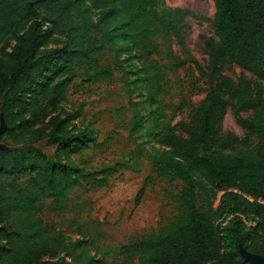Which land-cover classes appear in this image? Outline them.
Segmentation results:
<instances>
[{
	"label": "trees",
	"instance_id": "obj_1",
	"mask_svg": "<svg viewBox=\"0 0 264 264\" xmlns=\"http://www.w3.org/2000/svg\"><path fill=\"white\" fill-rule=\"evenodd\" d=\"M212 2L207 16L165 0H0V140L9 145L0 147V264H105L106 247L87 240L80 225L75 238L49 226L39 204L50 199L60 212L75 186H106L112 174L139 171L143 162L150 172L134 204L157 178L174 187L180 182L169 193L178 213L119 245L116 258L124 264H253L241 246L264 255V0ZM190 19L213 31L201 36L205 65L186 49ZM161 36L175 41L205 83L188 117L173 124L154 57L161 54ZM107 48L111 61L99 62L95 56ZM233 65L251 76L227 75ZM116 71L141 82L148 108H135L126 126L134 148L110 166L88 169L73 155L104 141L92 121L77 120L83 103L66 108L68 88L76 78L94 83ZM228 108L245 130L241 137L222 130ZM43 139L55 146L53 155L37 145ZM218 191L214 211L198 204Z\"/></svg>",
	"mask_w": 264,
	"mask_h": 264
},
{
	"label": "rangeland",
	"instance_id": "obj_2",
	"mask_svg": "<svg viewBox=\"0 0 264 264\" xmlns=\"http://www.w3.org/2000/svg\"><path fill=\"white\" fill-rule=\"evenodd\" d=\"M170 6L192 9L201 14L212 16L214 6L212 0H165ZM191 30L186 38V49L201 64L207 62L204 43L201 36H212L213 31L207 22L190 19ZM161 54L158 58L164 72V91L162 99L167 102L168 116L171 123L180 118H187L189 109L204 96L205 83L199 76L193 63L186 60L180 48L173 39L163 36L156 38ZM13 41L8 45V50ZM111 48L98 53L95 58L99 62L111 61ZM122 58V56H121ZM225 73L231 77L250 73L233 65ZM132 76L128 71H116L111 78H102L94 83H80L76 78L68 88L66 108L79 107L83 103L82 113L77 120L92 121L96 129L98 141L104 145L98 148H87L73 156L88 169L99 170L122 160L125 154L134 148V142L128 134L126 126L135 108L142 112L147 110L144 103V91L140 81L130 82ZM263 92H264V83ZM130 100L135 102L131 104ZM58 112V111H57ZM4 125L0 127V136ZM222 130L230 131L241 137L245 134L236 122L230 108L227 109L223 120ZM37 145L48 155H53L55 146L49 140L43 139ZM0 147L9 145L0 140ZM150 172V166L143 162L141 169H120L109 177L108 185L96 187L86 181L72 188L68 194L65 208L55 211V205L50 199L39 204L40 214L49 226L65 232L70 238L77 237L76 226L80 225L88 235L87 240L94 239L95 246L106 247L109 256L105 264H124L116 258L114 253L119 245L140 239L158 226L168 224L178 213V205L169 198V193L175 192V187L168 185L164 179L157 178L146 189L138 205L134 204V197L144 177ZM221 191L210 197L207 202L203 196L198 204L203 209L212 208L219 204ZM93 254L94 250L90 249ZM98 259L100 256L97 257ZM128 264H137L132 262Z\"/></svg>",
	"mask_w": 264,
	"mask_h": 264
},
{
	"label": "water",
	"instance_id": "obj_3",
	"mask_svg": "<svg viewBox=\"0 0 264 264\" xmlns=\"http://www.w3.org/2000/svg\"><path fill=\"white\" fill-rule=\"evenodd\" d=\"M239 252L245 260L250 261L253 264H264V255L252 253L242 246L239 248Z\"/></svg>",
	"mask_w": 264,
	"mask_h": 264
}]
</instances>
